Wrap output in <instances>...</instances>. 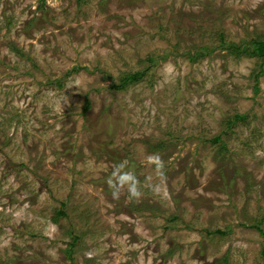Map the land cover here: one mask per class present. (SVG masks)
<instances>
[{
	"label": "rangeland",
	"instance_id": "obj_1",
	"mask_svg": "<svg viewBox=\"0 0 264 264\" xmlns=\"http://www.w3.org/2000/svg\"><path fill=\"white\" fill-rule=\"evenodd\" d=\"M258 38L264 0H0V264H264Z\"/></svg>",
	"mask_w": 264,
	"mask_h": 264
},
{
	"label": "trees",
	"instance_id": "obj_2",
	"mask_svg": "<svg viewBox=\"0 0 264 264\" xmlns=\"http://www.w3.org/2000/svg\"><path fill=\"white\" fill-rule=\"evenodd\" d=\"M231 47L234 49V53H236V55L244 54L247 57L259 58L261 63H264V39H251L250 42L248 41V44L242 48H235L236 45L234 43ZM253 75L256 76L255 73H253ZM142 76L143 72L141 71L125 74L119 77L118 81L112 85V89H115L117 91H124L129 86V84L138 81ZM218 140L219 137H215L214 141L217 142ZM256 228L264 236V232L259 228V226H256ZM215 233L222 234L221 231H215ZM73 247V243H70V248L67 251L68 255L71 254Z\"/></svg>",
	"mask_w": 264,
	"mask_h": 264
}]
</instances>
